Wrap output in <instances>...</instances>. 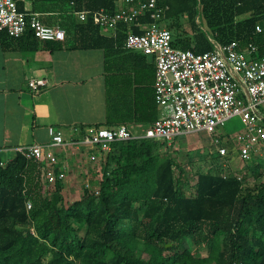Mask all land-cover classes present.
Segmentation results:
<instances>
[{
  "label": "trees",
  "instance_id": "trees-1",
  "mask_svg": "<svg viewBox=\"0 0 264 264\" xmlns=\"http://www.w3.org/2000/svg\"><path fill=\"white\" fill-rule=\"evenodd\" d=\"M119 2L17 0L20 10L29 7L46 24L64 27L67 38L41 40L31 31L16 38L2 31L4 43L27 39L36 46L102 48L108 59L130 56L133 51L124 46L127 23L107 36L92 19L82 22L75 14L113 12ZM158 5L167 7L166 21L175 24L170 29L181 27L184 16L191 23L192 35L174 34L177 47L207 52L215 49L214 41L236 40L244 50L257 45L264 56V0H158ZM151 20L144 15L131 28L140 32L139 23ZM158 117L154 94V111L142 121L153 124ZM124 121L108 116L97 125H127ZM166 144L144 137L115 142L104 157L98 191L85 187L71 203L63 179L51 186L44 182L39 161L17 152L1 164L0 153V264H264V180L251 184L248 175L239 179L221 165L188 176L163 151ZM258 159L247 162L255 178L262 174Z\"/></svg>",
  "mask_w": 264,
  "mask_h": 264
},
{
  "label": "built area",
  "instance_id": "built-area-1",
  "mask_svg": "<svg viewBox=\"0 0 264 264\" xmlns=\"http://www.w3.org/2000/svg\"><path fill=\"white\" fill-rule=\"evenodd\" d=\"M166 10L167 7L158 5V0H120L113 12L106 8L75 11L80 21L92 19L102 31L110 30L113 34L120 23L130 26L124 46L155 58V99L159 117L141 134H136L126 124L113 127L90 124L75 126L68 136L63 129L51 125L48 143L15 148L16 152L42 164V178L47 185L65 176L63 171L68 169L70 159L62 152L68 154L75 151L73 148H85L95 158L96 151L108 153L115 142L138 137L172 144L180 135L214 133L233 116H240L245 127L235 137L238 146L220 136L214 138V144L220 146V155L227 157L233 153L224 164L230 170L225 171L228 174L236 171L235 175L241 179L239 171L230 165L234 159L247 163L258 155L264 156V56L258 55V46L250 43L244 50L235 40L227 45L214 41L216 48L207 52L177 47L174 34L166 24ZM148 14L152 20L140 22L141 31L134 32L132 25ZM2 31L16 38L30 31L41 40L64 41L67 38L64 27L46 24L42 14L29 7L20 10L17 0H0ZM44 84L46 81L42 78L29 82L35 90ZM31 206L28 201V207Z\"/></svg>",
  "mask_w": 264,
  "mask_h": 264
},
{
  "label": "crops",
  "instance_id": "crops-1",
  "mask_svg": "<svg viewBox=\"0 0 264 264\" xmlns=\"http://www.w3.org/2000/svg\"><path fill=\"white\" fill-rule=\"evenodd\" d=\"M182 22L188 35L186 28H192L188 17ZM166 24L175 25L171 21ZM171 30H178L177 26ZM102 33L116 34L110 30ZM4 37L1 32L0 153L4 159L12 158L16 147L48 143L51 125L68 136L75 126L103 124L108 116L125 118L136 134L151 125L143 121L154 111L153 56L132 50L130 56L113 54L108 59L102 48L36 46L27 39L5 44ZM40 78L46 84L37 90L30 87L32 79ZM236 160L229 163L231 167L238 165Z\"/></svg>",
  "mask_w": 264,
  "mask_h": 264
},
{
  "label": "rangeland",
  "instance_id": "rangeland-1",
  "mask_svg": "<svg viewBox=\"0 0 264 264\" xmlns=\"http://www.w3.org/2000/svg\"><path fill=\"white\" fill-rule=\"evenodd\" d=\"M27 6H29V3H27ZM183 25L182 22L178 30H172L174 34L178 31L182 32V34L185 33ZM199 26L205 28L201 22ZM186 29L190 31H186L188 34L187 36L193 34L192 28ZM262 107H264V105ZM244 128L241 117L233 116L226 120L224 125L220 126L216 132L208 133L202 131L199 133L180 135L175 138L172 144L167 143L163 151L174 156L177 162L182 163L188 176H194L196 178L198 172L207 171L211 166H222V162L226 160L225 156L220 155V146L214 144V138L220 136L224 140L231 141V143L234 142L237 147L238 143H236L235 137ZM73 149H75L73 153L71 151L68 154L66 152L61 153L65 158L70 159L68 169L65 168L63 171L65 174L63 177L65 181V195L68 203L79 199L83 194L84 188L88 187L87 184L94 189L99 188L103 176L104 157L107 154L104 151H96L94 153L96 157L94 158L93 153H90L85 148ZM257 158H260L257 160L260 162L258 168L259 171H262V174L257 178L251 174L250 166L248 165L250 162L242 163V161L237 158L235 164L238 163V165L232 168L240 171V174L248 175L247 178L248 181H250L249 183L256 184L264 180V156L258 155ZM224 170L230 169H226L224 166ZM192 192L193 189L188 188V193ZM200 250L201 252H205L203 248Z\"/></svg>",
  "mask_w": 264,
  "mask_h": 264
}]
</instances>
